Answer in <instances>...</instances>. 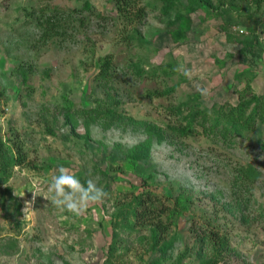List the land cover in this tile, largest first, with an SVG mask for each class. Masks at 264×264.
Returning a JSON list of instances; mask_svg holds the SVG:
<instances>
[{
	"label": "rangeland",
	"instance_id": "374dc122",
	"mask_svg": "<svg viewBox=\"0 0 264 264\" xmlns=\"http://www.w3.org/2000/svg\"><path fill=\"white\" fill-rule=\"evenodd\" d=\"M88 1L91 11L84 8ZM221 1L230 18L201 7L182 17L187 37L176 42L167 28L176 9L164 19L165 0H136L143 11L133 25L114 0H0L1 137L15 158L20 148L26 157L0 185V264H104L116 202L148 189L172 206L182 190L193 197L170 231L174 245L165 264H177L195 232L210 231L208 218L215 220L213 232L229 237L223 264H264V125L230 137L200 115L194 133L154 136L150 155L134 164L128 156L149 138L145 128L107 127L90 118L100 104L103 114L113 108L166 129L181 119L173 106L197 95L205 115L229 110L250 93L263 95L264 0ZM105 63L110 67L101 78ZM136 63L146 70L170 64L172 75L140 77ZM180 65L193 69L192 80L176 70ZM22 67L28 69L23 76ZM197 84L211 88V96L201 97ZM61 165L82 183L96 181L108 197L79 216L56 208L45 197ZM148 234L146 226L123 232L115 264H151L156 253L148 252ZM183 262L199 259L189 251Z\"/></svg>",
	"mask_w": 264,
	"mask_h": 264
},
{
	"label": "trees",
	"instance_id": "16d2710c",
	"mask_svg": "<svg viewBox=\"0 0 264 264\" xmlns=\"http://www.w3.org/2000/svg\"><path fill=\"white\" fill-rule=\"evenodd\" d=\"M114 1L120 17L126 21L127 25H133L143 11V9L139 11L136 10V0ZM204 6L208 13L220 11L221 14L230 18L231 8L225 7L221 0H219L218 4L213 2V0H184V2L182 0H165L161 10L164 19L171 14L172 9H176L174 18L167 20L168 31L176 42L186 39L187 37L186 32L181 27L182 17L186 14L191 15L192 13H196ZM84 8L91 11L93 6L91 2L88 1L85 3ZM48 19L52 20L51 18ZM132 30L139 33L135 28ZM130 37L133 39L136 38L134 34H131ZM244 43H246V41ZM249 43L252 44V42H247V44ZM106 65L108 68L106 70L103 68L102 71H100L101 78L107 75L106 73L110 65ZM133 66L140 77L145 74L172 75V73L169 72L171 67L170 64L167 66H161V64L151 65L153 67L149 70L141 67L139 63ZM27 70L28 69L25 67H22L19 73H21L22 76L26 75L28 73ZM172 90L173 87L168 88L167 92L169 93ZM250 95V97H244L242 101L230 107L229 110L227 109L229 106L213 108L210 111V115H205V112L201 110L202 108H200V106H202V103L197 100L199 99L197 95L196 99L190 98L189 100L173 106L172 112L178 117H181V119L179 121L176 120L174 124L169 125L166 129L158 126L154 122L136 120L131 116H124L122 114L117 115V112H115L113 108L108 109L106 114H103L99 106L100 104L91 110L90 118H97L98 121L107 127L112 125H139L140 127H144L150 135L149 138L138 143L128 156L130 162L137 164L150 155L154 145V136H158L159 140H162L167 138V136L176 139L190 135L195 132V123L200 115L204 119H208V116H210L211 130L216 131V133H221L224 136H245L248 132L255 131L259 124L264 125V94L257 95L250 93ZM106 99L109 104L114 103V99L110 94L107 95ZM71 115V113L67 115V121L70 123L73 121ZM50 130H52V128ZM89 137V128H87L85 138L89 139ZM22 152L23 150L20 148L19 154L16 156L17 158H15L14 154H11V151L1 137L0 130V185L7 182L9 179V168L12 164L23 163L26 157ZM238 202L239 198H237L236 203ZM192 204L193 197L185 190L179 193L173 206L171 203H166L163 197L152 189L144 190L138 195L134 194L132 200L117 201L112 222L113 239L110 243L108 256L104 264H115L116 257L121 255L118 249L123 246V239L121 238L123 232L131 233L138 230V227L143 226L150 227V234L144 237L146 245L148 246V252L156 253L151 264H165L170 258L169 252L174 245L173 239H171V237L169 238L170 231L173 226L177 224L176 221L178 217L188 211ZM244 216L243 214L242 218ZM193 219L195 220V217ZM213 219L208 218V220H206L203 218V220L208 222V225H211L210 231L206 228L204 231L200 230L199 232H195L193 234L194 243L192 244V248L186 249L180 253L177 264H184L183 259L189 255V251L196 254L199 259V264H223V259L227 257L231 250L229 237L228 235L224 237L221 236L219 232L220 229H218L217 232H213L212 227L216 226L215 220ZM197 221L198 220H195L193 223L196 224ZM140 239L142 240L143 238L141 237ZM246 264L253 263L247 262Z\"/></svg>",
	"mask_w": 264,
	"mask_h": 264
},
{
	"label": "clouds",
	"instance_id": "9594fccd",
	"mask_svg": "<svg viewBox=\"0 0 264 264\" xmlns=\"http://www.w3.org/2000/svg\"><path fill=\"white\" fill-rule=\"evenodd\" d=\"M189 80L193 79V69L180 65L176 69ZM201 79L203 77L201 76ZM197 91L201 97L208 98L211 96V88L196 85ZM264 159V157H261ZM47 191L51 194L45 197L61 211L71 212L76 216L81 215L87 210L90 204L101 202L108 197V192L102 186H99L93 179H88L85 183L63 165L59 166L58 174L53 175L47 182ZM33 192V200L38 195ZM26 207L24 211L26 212Z\"/></svg>",
	"mask_w": 264,
	"mask_h": 264
}]
</instances>
